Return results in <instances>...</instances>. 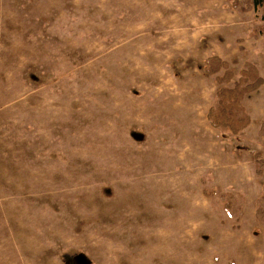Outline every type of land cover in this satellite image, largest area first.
Instances as JSON below:
<instances>
[{
    "label": "rangeland",
    "instance_id": "rangeland-1",
    "mask_svg": "<svg viewBox=\"0 0 264 264\" xmlns=\"http://www.w3.org/2000/svg\"><path fill=\"white\" fill-rule=\"evenodd\" d=\"M258 3L0 0V264H264Z\"/></svg>",
    "mask_w": 264,
    "mask_h": 264
},
{
    "label": "trees",
    "instance_id": "trees-1",
    "mask_svg": "<svg viewBox=\"0 0 264 264\" xmlns=\"http://www.w3.org/2000/svg\"><path fill=\"white\" fill-rule=\"evenodd\" d=\"M255 6H258V0H251ZM263 3V0H260ZM237 2L234 1L233 5L237 7ZM208 64H206V67ZM222 66V63H221ZM220 66V67H221ZM219 72V68L212 70L208 74H216ZM243 82L247 85L243 88L246 93H251L258 90L263 85V80L257 76L253 69H247L242 72ZM240 84H236L233 89H222L218 92V102L217 107L209 108L207 112V120L211 127L215 129H224L229 134L236 136L240 134L244 129H246L250 123V119L247 116L240 117L236 113L238 109L239 101L242 93L237 91L240 88ZM264 126V119L262 122ZM243 202L242 197L237 198ZM235 199L233 196H227L225 194L218 195V200L222 203L223 210L227 213L229 217L242 216L243 210L241 208L237 209L236 212L233 210V202ZM257 222L264 225V201L257 200L256 202V214Z\"/></svg>",
    "mask_w": 264,
    "mask_h": 264
}]
</instances>
